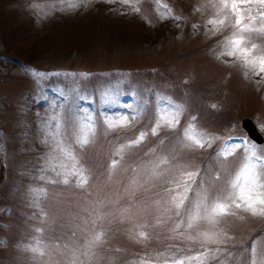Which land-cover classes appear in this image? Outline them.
<instances>
[{"label": "rangeland", "instance_id": "rangeland-1", "mask_svg": "<svg viewBox=\"0 0 264 264\" xmlns=\"http://www.w3.org/2000/svg\"><path fill=\"white\" fill-rule=\"evenodd\" d=\"M217 3L0 0V264H141V260L165 264L172 257L201 253L205 247L213 250L207 264H250L254 241H258V262L264 256V216L235 210L233 215L220 217L212 230L223 233L224 242L215 245L177 238L180 233L196 236L211 226L201 221L187 229L185 215L184 225L173 232L181 217L174 209L165 211L169 199L165 189L181 171L199 169L212 184L210 191L223 186L241 156L237 152L229 157L223 179L214 181L212 174L222 172L215 152L229 137L246 135L242 117L250 116L264 135V73L255 75L249 70L246 77L234 57L217 58L224 37L232 32L226 27L213 34L207 24L215 18L212 5ZM248 39L264 50V34L252 33ZM27 69L47 75L36 83ZM81 73H87V78H81ZM74 84L92 98L89 107L96 114L90 144L81 149L72 137L67 138L87 170L89 183L84 188L76 187L75 178L67 185L48 183L47 178L58 177L43 171L46 156L53 151L50 141L42 143L41 122L53 114L46 102L54 100L64 109L78 103ZM106 85L135 92L146 103L142 117L129 127L107 129L99 114L126 110L105 108ZM157 95L170 97L184 112L177 128H161L153 136ZM121 99L127 102L130 97ZM193 116L200 130L220 137L211 147L182 145L180 134ZM141 131L149 135L125 151L109 179L108 165L120 159L115 149ZM161 157L169 163L152 176L151 167ZM133 179L138 182L135 186ZM33 189H44L47 194L36 200ZM125 208L131 209L130 218L121 216ZM139 231L146 232L148 239L137 238ZM97 232L104 235L89 258L83 254L85 244ZM32 247L43 248L45 255L31 252ZM217 247L219 254H215Z\"/></svg>", "mask_w": 264, "mask_h": 264}, {"label": "snow or ice", "instance_id": "snow-or-ice-1", "mask_svg": "<svg viewBox=\"0 0 264 264\" xmlns=\"http://www.w3.org/2000/svg\"><path fill=\"white\" fill-rule=\"evenodd\" d=\"M164 7L167 10V6ZM212 7L216 10L215 18L209 19L207 24L212 26L213 34L226 27L232 29L231 34L224 37L223 50L217 54V58L222 56L234 57L235 62H239L246 70L244 73L246 77L249 70L253 71L255 75L264 73V50H260L255 43L250 44L248 39L252 33L264 34V0H219V3L212 5ZM175 19H179V17H175ZM27 71L36 83H39L40 78L47 75L34 69H27ZM55 75L75 77L77 74L57 73ZM79 76L87 78L88 74L81 73ZM73 93L75 94L74 100L78 103H74L67 109L62 108L60 103L54 100L46 102L53 114L49 119L41 122L40 126L45 132V140L42 143L47 144L50 141L53 145V151L47 154L43 171H52L55 177H58V179L47 178L48 183L67 185L71 178H75L76 187L84 188L89 183L87 170L80 163L72 144L67 142V138L72 137L73 143L81 149L90 144L96 131V114L89 107L93 103L92 98L83 95L76 84L73 85ZM123 95H128L130 100L123 101L121 99ZM102 102L105 108H124L126 110L122 114L104 112L99 114L103 124L109 130L131 126L142 117L146 108V103L140 100L135 92H121L117 85L105 86ZM212 107L216 108V105L213 104ZM183 112V106L174 103L170 97L157 95L154 108L156 120L150 129V134L158 135L161 128H177ZM195 121L196 117H191L182 129L180 141L184 147L202 149L206 145L211 147L220 139L219 136H213L200 130ZM148 135L149 131H141L135 139L120 144L115 149L114 155L120 159H112L108 165L109 179L123 160L125 151L143 143ZM237 152H240L241 156L238 167L229 174L223 186L216 188L215 191H210L213 186L206 181L205 174L201 173L199 169L181 171L179 178L172 183V186L165 189V192L169 194V199L165 201L168 205L165 211L174 209L175 215L181 217L180 221L175 224L173 232L184 225L183 217L185 215L187 229H193L201 221L211 226L210 230L198 232L196 236L188 235L185 237L183 233H180L177 238L200 239L204 244L220 245L224 242L222 239L224 234L212 230L219 223L220 217L233 215L235 210H242L252 216H264V179L261 178L264 175V145H257L243 136L229 137L215 152L217 161L221 163L222 172L212 174L211 179L214 181L223 179V173L226 171L224 165L228 162V158L235 156ZM168 163L167 157L159 158L151 167V175H159L157 170L161 165ZM57 167L61 171H57ZM198 177L200 178L199 182ZM40 179L44 180L45 177L42 175ZM137 183L136 179L131 181V185L135 186ZM206 183L208 186H205ZM46 194L44 189H33L32 191L36 200ZM157 204L159 205V201ZM40 214L46 215L43 210L40 211ZM121 216L130 218L131 209H122ZM159 222L158 219L157 223ZM36 231L40 232L41 229L37 228ZM103 235L102 232H97L86 242V251L83 253L85 256L91 258L94 255L92 248L102 240ZM137 238L146 240L148 234L139 231ZM257 243L258 241H254L251 245L250 264H264V256L259 262L257 260ZM29 250L39 256L45 255L44 249L40 247H32ZM212 251V249L205 247L201 253L180 258L172 257L170 261H165V264H207L209 253ZM220 252L221 249L217 247L215 254ZM73 264L76 262L73 261ZM141 264H147V262L141 260Z\"/></svg>", "mask_w": 264, "mask_h": 264}, {"label": "water", "instance_id": "water-1", "mask_svg": "<svg viewBox=\"0 0 264 264\" xmlns=\"http://www.w3.org/2000/svg\"><path fill=\"white\" fill-rule=\"evenodd\" d=\"M241 124L252 138H254L258 142L263 141V135L258 131L256 125L249 116H244L241 119Z\"/></svg>", "mask_w": 264, "mask_h": 264}]
</instances>
